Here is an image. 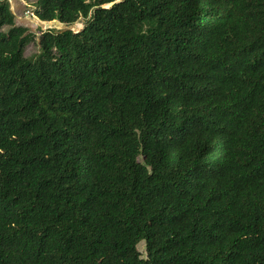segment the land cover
<instances>
[{
    "label": "trees",
    "instance_id": "trees-1",
    "mask_svg": "<svg viewBox=\"0 0 264 264\" xmlns=\"http://www.w3.org/2000/svg\"><path fill=\"white\" fill-rule=\"evenodd\" d=\"M12 6L0 264H264V0Z\"/></svg>",
    "mask_w": 264,
    "mask_h": 264
},
{
    "label": "rangeland",
    "instance_id": "rangeland-1",
    "mask_svg": "<svg viewBox=\"0 0 264 264\" xmlns=\"http://www.w3.org/2000/svg\"><path fill=\"white\" fill-rule=\"evenodd\" d=\"M11 3L13 4L12 8L17 10L18 11V14H22L20 15V19H18L19 22H23V21H28L29 24L31 23H36V24H39L42 29L40 30L39 28L37 27H34V26H30L32 31H35L37 32L38 36L42 34V30H46L47 28H49V22H44V21H41L39 20L38 17L36 18H33V16L31 14H29L31 10L30 7L32 6V3L35 1V0H10ZM17 13V12H16ZM57 23L58 25L60 24L59 21L57 22H51L50 24L53 25ZM79 23H85V20L83 19V17L81 19H79V21L74 24V29L77 28V24ZM40 48H39V44H38V38H36L33 42H30L27 46H26V49H25V54L29 57L33 56V55H36L38 54ZM139 248L140 250H143V244L141 243L139 245Z\"/></svg>",
    "mask_w": 264,
    "mask_h": 264
},
{
    "label": "water",
    "instance_id": "water-1",
    "mask_svg": "<svg viewBox=\"0 0 264 264\" xmlns=\"http://www.w3.org/2000/svg\"><path fill=\"white\" fill-rule=\"evenodd\" d=\"M112 5V4H111ZM108 6H110V5H108Z\"/></svg>",
    "mask_w": 264,
    "mask_h": 264
},
{
    "label": "built area",
    "instance_id": "built-area-1",
    "mask_svg": "<svg viewBox=\"0 0 264 264\" xmlns=\"http://www.w3.org/2000/svg\"><path fill=\"white\" fill-rule=\"evenodd\" d=\"M34 15V14H33Z\"/></svg>",
    "mask_w": 264,
    "mask_h": 264
}]
</instances>
